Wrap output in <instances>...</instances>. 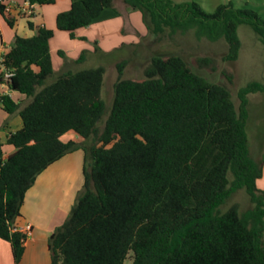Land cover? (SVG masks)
<instances>
[{
  "label": "trees",
  "instance_id": "1",
  "mask_svg": "<svg viewBox=\"0 0 264 264\" xmlns=\"http://www.w3.org/2000/svg\"><path fill=\"white\" fill-rule=\"evenodd\" d=\"M27 1L44 6L55 0ZM113 1L74 0L57 14L56 29L74 39ZM124 3L142 13L154 36L197 27L209 40L223 38L224 62L238 59L239 25L250 26L264 45V21L246 6L229 2L208 14L195 2ZM0 15L14 27L1 5ZM52 37L41 25L32 37L16 35L2 55L13 73L6 85L25 100L21 105L0 96L3 111L22 121L6 140L13 151L5 155L0 144V240L9 244L13 264L24 252L26 236L13 227L25 194L47 168L79 150L83 186L48 239L51 264H124L129 258L130 264H264V190L256 187L262 162L252 157L246 133L248 95L264 93V82L240 88L236 107L225 85L209 82L179 56H152L141 81L122 78L123 61L103 121L104 68L54 76ZM70 133L81 141L61 139ZM240 191L248 200L244 211L230 204Z\"/></svg>",
  "mask_w": 264,
  "mask_h": 264
},
{
  "label": "crops",
  "instance_id": "2",
  "mask_svg": "<svg viewBox=\"0 0 264 264\" xmlns=\"http://www.w3.org/2000/svg\"><path fill=\"white\" fill-rule=\"evenodd\" d=\"M72 1L74 0H55L51 5H33L32 15L27 17L20 12L24 0H4L11 7L9 14L14 17L15 23L14 27L10 28L0 15V56L9 51L16 35L19 34L23 38L32 37L36 29L43 25L53 32L49 50L57 76L100 67H91L89 64L92 59L108 57L116 51L130 50L132 53V50L141 46L148 34L142 13L129 9L124 0H114L111 9H105L95 23L76 31L75 38L72 39L67 32L57 30L55 25L57 14L67 11ZM28 22L33 24V29L28 27ZM59 52H62V55ZM54 53L60 56L56 63L53 60ZM81 54H84L83 58L78 61ZM1 95H8L21 105L25 101L22 95L9 90L6 84H0ZM21 127L22 121L18 114L8 115L0 105V144L3 145L5 155L13 151L11 146L6 145L8 135ZM64 137L65 141L71 138L76 142L81 141L80 138L66 135L61 139ZM258 160L262 162V171L261 177L256 181V187L264 190V149ZM82 168V151L68 154L41 173L27 191L20 216L14 222L16 228H31L18 264H51L48 239L69 215L83 178ZM0 264H13L11 248L1 240Z\"/></svg>",
  "mask_w": 264,
  "mask_h": 264
},
{
  "label": "rangeland",
  "instance_id": "3",
  "mask_svg": "<svg viewBox=\"0 0 264 264\" xmlns=\"http://www.w3.org/2000/svg\"><path fill=\"white\" fill-rule=\"evenodd\" d=\"M171 1L174 3L195 2L208 14L213 13L219 5H226L232 2L235 8L246 6L254 10L264 21V0ZM237 34L241 47L238 59L234 62H224L222 60L227 51L223 38L209 40L205 35L199 34L197 27H192L185 32L178 31L172 35L168 31L158 36L148 33L140 44L141 46L139 45V48L132 50V53L130 50H120L113 52L108 57L97 60L92 59V62L88 61L90 62L89 66L98 65L103 67L105 71L101 91V98L105 104L103 121L107 118L110 111L113 98V84L118 78L117 65L125 61L122 69L123 79L141 81L144 79L143 71L152 56L168 57L175 55L181 57L194 72L203 76L209 82L225 85L232 95L235 106L238 107L239 100L237 93L240 88L251 83L264 82V45L260 42L252 28L246 24L238 26ZM59 57L57 53H54L53 60L55 63L57 59L60 60ZM199 58H210L213 62L210 66H206L197 62ZM248 100L249 120L246 127L248 145L252 157L259 159L264 149V93L250 94L248 95ZM66 136L78 138V136L72 133ZM65 140L66 137L63 138V141ZM82 186L83 178H81L78 193L81 191ZM232 203H238L241 211L248 208V200L242 191L233 197L230 204ZM130 263V258L124 262V264Z\"/></svg>",
  "mask_w": 264,
  "mask_h": 264
},
{
  "label": "built area",
  "instance_id": "4",
  "mask_svg": "<svg viewBox=\"0 0 264 264\" xmlns=\"http://www.w3.org/2000/svg\"><path fill=\"white\" fill-rule=\"evenodd\" d=\"M0 5L3 6L4 12L10 13L11 7L10 5L6 4L4 0H0ZM33 11V5L30 4L27 0H24L23 6L21 7V13L22 15H25L27 17H30L32 15ZM13 73L11 71H8L4 68L2 64V56H0V84H7L9 78H11ZM14 231L20 232L25 234L26 237H28L31 233L30 226H23L21 228L13 227Z\"/></svg>",
  "mask_w": 264,
  "mask_h": 264
}]
</instances>
